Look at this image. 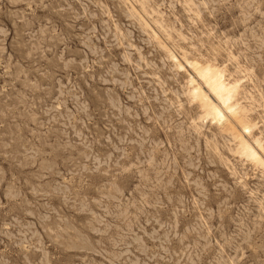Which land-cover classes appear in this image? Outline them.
<instances>
[{
  "label": "rangeland",
  "instance_id": "obj_1",
  "mask_svg": "<svg viewBox=\"0 0 264 264\" xmlns=\"http://www.w3.org/2000/svg\"><path fill=\"white\" fill-rule=\"evenodd\" d=\"M261 149L264 0H0V264H264Z\"/></svg>",
  "mask_w": 264,
  "mask_h": 264
},
{
  "label": "bare ground",
  "instance_id": "obj_2",
  "mask_svg": "<svg viewBox=\"0 0 264 264\" xmlns=\"http://www.w3.org/2000/svg\"><path fill=\"white\" fill-rule=\"evenodd\" d=\"M191 64H192V67H193L195 73L198 74V76L200 77L199 79H201L202 84H204L203 86L208 88L209 92L212 94L214 99H216L217 102H219L223 106L222 107V109L224 108L223 111H226L229 114V116L232 118V120L234 122H237L239 127L243 128V132L247 131V130H245L246 126L243 124V122L241 121V118H240V116H243V115H238L237 111H239V110H234V108H232V106L230 105L231 94L234 91L235 87L225 84L222 80V74L223 73H219L218 70H213V69H211L209 67H205V66H204L205 68H198L199 67L198 65L193 64V63H191ZM191 83H193V82H191ZM191 83H190V85H191ZM192 90H193V95H194L193 98L198 99V101L200 102L199 104L201 105L200 107H202V105H203V107L205 108V109H203V112H205L204 110H206V112L208 111V113L212 114V116H214V118L218 122H221V120H224L225 121V125H224L225 129L228 128L230 130V132L231 131L233 132L234 129L229 126V124L227 123V120H226L224 114L222 113V111L219 110L209 100V98L204 94V92L198 87H194V89H192ZM234 97H235V95H234ZM204 114L206 115V113H204ZM240 114H241V112H240ZM237 123H235V124H237ZM234 134H236V133H234ZM236 135L239 136L238 134H236ZM238 139L239 140H237V141H238L239 145H237V146L240 147L238 149L239 150L238 152L242 153L239 155L240 156L244 155V158L247 157L246 159H248V158L251 160L253 159L255 161V163H257V165L260 164L261 167H263V164H262L260 158L257 156L258 153L256 154L252 149H250L251 147H248V145L246 143H244L241 138H238ZM237 141H235V142H237ZM256 144H258V143H256ZM258 149H259L258 151H260V148H258ZM261 152L262 153L264 152L263 149H261ZM236 154H238V153L236 152Z\"/></svg>",
  "mask_w": 264,
  "mask_h": 264
}]
</instances>
